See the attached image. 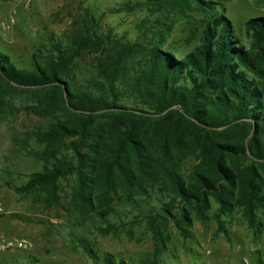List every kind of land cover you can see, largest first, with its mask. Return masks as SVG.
I'll use <instances>...</instances> for the list:
<instances>
[{"label":"trees","instance_id":"trees-1","mask_svg":"<svg viewBox=\"0 0 264 264\" xmlns=\"http://www.w3.org/2000/svg\"><path fill=\"white\" fill-rule=\"evenodd\" d=\"M163 5L206 17L199 43L180 60L162 42L119 45L99 32L90 14L70 37L50 38L45 58L34 55L29 69L0 50V117L13 112L12 100L19 96L31 102L26 111L50 120L30 133L41 149L27 151L43 162L42 170L14 190L65 208L60 185L72 183L69 205L81 223L97 220L94 228L102 235H118L121 215L138 210L159 254L169 251L171 225L187 240L195 219L205 220L214 206L212 219L227 238L222 218L237 211L259 239L264 17L247 21L244 43L213 0H143L109 13ZM85 56L94 58L95 71L79 78L75 69ZM190 158L195 164L183 172ZM71 234L95 264H127L97 254ZM254 257L264 264V251Z\"/></svg>","mask_w":264,"mask_h":264},{"label":"rangeland","instance_id":"rangeland-1","mask_svg":"<svg viewBox=\"0 0 264 264\" xmlns=\"http://www.w3.org/2000/svg\"><path fill=\"white\" fill-rule=\"evenodd\" d=\"M143 0H0V50L19 68L29 69L32 57L45 58L50 38L65 39L78 31L90 14L99 21V32L119 45L139 42L163 43L175 50V59L189 53L206 29V17L198 10L163 5L138 8L133 12L109 13ZM216 12L225 11L244 43L248 42L246 23L264 17V0H213ZM161 33L165 36L162 37ZM95 61L85 56L76 66L79 78L91 77ZM22 97L12 100V113L0 117V241L28 239V249L14 247L0 254L6 264H95L82 248L73 244L72 232L83 238L97 254L121 258L127 264H257L256 252L264 251V234L256 239L241 213L234 211L225 220L229 238L219 231L212 212L205 220L195 219L190 238L185 240L171 225L168 253H157V246L138 210L127 208L121 215L118 235H102L94 228L97 220L81 223L69 205L71 184L62 182L59 195L65 208L49 207L35 194H18L21 186L43 162L27 153L41 146L30 136L50 121L29 113L31 105ZM22 102H25L22 103ZM193 158L184 161L183 172L191 170ZM117 210L122 208L117 205ZM70 210V211H69Z\"/></svg>","mask_w":264,"mask_h":264},{"label":"built area","instance_id":"built-area-1","mask_svg":"<svg viewBox=\"0 0 264 264\" xmlns=\"http://www.w3.org/2000/svg\"><path fill=\"white\" fill-rule=\"evenodd\" d=\"M3 213H4V206L0 203V216ZM31 245L32 243L28 239H14L8 241H0V254L14 247L28 249ZM244 264H249V260L247 258L244 259Z\"/></svg>","mask_w":264,"mask_h":264}]
</instances>
